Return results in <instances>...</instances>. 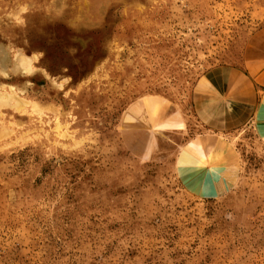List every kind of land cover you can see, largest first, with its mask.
<instances>
[{"label": "rangeland", "instance_id": "obj_1", "mask_svg": "<svg viewBox=\"0 0 264 264\" xmlns=\"http://www.w3.org/2000/svg\"><path fill=\"white\" fill-rule=\"evenodd\" d=\"M259 0H0V264H264V139L201 84Z\"/></svg>", "mask_w": 264, "mask_h": 264}, {"label": "crops", "instance_id": "obj_2", "mask_svg": "<svg viewBox=\"0 0 264 264\" xmlns=\"http://www.w3.org/2000/svg\"><path fill=\"white\" fill-rule=\"evenodd\" d=\"M258 24L230 64L210 69L202 79L215 109L211 116L230 129L252 125L264 139V0Z\"/></svg>", "mask_w": 264, "mask_h": 264}]
</instances>
